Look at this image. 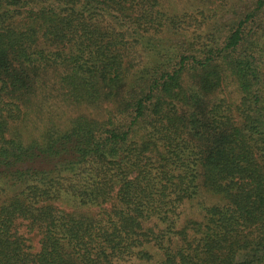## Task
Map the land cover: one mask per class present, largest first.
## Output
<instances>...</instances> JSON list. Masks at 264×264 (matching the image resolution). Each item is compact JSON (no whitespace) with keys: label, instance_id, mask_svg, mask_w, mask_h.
<instances>
[{"label":"trees","instance_id":"16d2710c","mask_svg":"<svg viewBox=\"0 0 264 264\" xmlns=\"http://www.w3.org/2000/svg\"><path fill=\"white\" fill-rule=\"evenodd\" d=\"M55 102L110 108L63 120ZM202 192L217 201L181 222ZM150 248L264 264V0H0V264Z\"/></svg>","mask_w":264,"mask_h":264},{"label":"rangeland","instance_id":"374dc122","mask_svg":"<svg viewBox=\"0 0 264 264\" xmlns=\"http://www.w3.org/2000/svg\"><path fill=\"white\" fill-rule=\"evenodd\" d=\"M188 4L184 1L179 2V6L181 8H186ZM220 96H225L226 98L232 100V102H237L240 98V94L236 89L233 87L229 86L226 87L224 91L220 94ZM53 106V105H52ZM55 106H58V112L59 110L61 112L60 116L63 117V120L77 116L81 113L87 114L92 117H96L99 119L105 118L107 114V110L110 108L109 104H102L97 107L94 106H85V105H80V106H65L64 104L55 102ZM49 107H46L45 111L37 110L32 112L31 114L29 113V118L26 121L20 122L17 126L20 127V130L22 131L23 135L28 138H36L39 136V134L42 132V128L44 124L48 120V115L49 112L47 109ZM48 112V113H47ZM217 201V198L212 197L211 195H208L206 192H202L200 195V198L196 201L193 202H188L186 203L183 208H182V219L181 222H184L185 220L188 219H200V205H205V204H211ZM29 237H32L33 243L36 244V236L29 235ZM150 251L154 254V257L152 260L149 262H139L137 264H158V261L161 259V255L159 252H157L154 248H150Z\"/></svg>","mask_w":264,"mask_h":264}]
</instances>
